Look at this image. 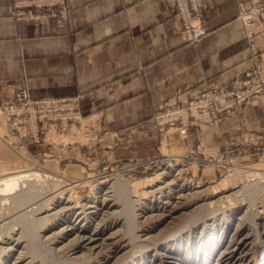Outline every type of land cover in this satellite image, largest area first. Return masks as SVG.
Here are the masks:
<instances>
[{
    "label": "crops",
    "instance_id": "0c3cea01",
    "mask_svg": "<svg viewBox=\"0 0 264 264\" xmlns=\"http://www.w3.org/2000/svg\"><path fill=\"white\" fill-rule=\"evenodd\" d=\"M206 2L210 31L191 44L175 31L172 0H68L62 25L16 21L11 0H0V101L19 89L33 99L80 95L83 112H101L103 128L115 133V140L103 138L113 146L103 152L108 161L150 157L158 106L242 77L253 66L251 43L264 68V12L250 39L238 19L241 5L264 0ZM170 139L171 156L200 149V157L216 158L228 146L262 147L264 103L253 100L218 126Z\"/></svg>",
    "mask_w": 264,
    "mask_h": 264
},
{
    "label": "rangeland",
    "instance_id": "374dc122",
    "mask_svg": "<svg viewBox=\"0 0 264 264\" xmlns=\"http://www.w3.org/2000/svg\"><path fill=\"white\" fill-rule=\"evenodd\" d=\"M11 2L13 6V16L16 21L38 22L49 19L54 21L57 25H62L67 21L68 0H65L67 9L66 18L63 21L49 17L47 8L39 10L27 7L16 9L14 1L11 0ZM260 5H264V3L255 6ZM242 7L244 8L245 6L241 5L239 12ZM19 11H30L33 17L23 16L22 19H18L17 13ZM263 12L264 11H262L261 14ZM37 14H41V17H37ZM261 14L251 23L249 27H246L241 22L238 14V19L246 30L247 37L249 39L251 38L250 29L255 21L261 16ZM42 15H44V17ZM172 15L176 19L175 31L180 33L188 43L195 44L201 38L205 37L210 31L209 29L208 32L197 41L190 42L186 39L185 34L182 31L177 30L180 21L178 17L175 16V14L172 13ZM202 20L207 24L205 20V14ZM249 49L252 53L253 66L246 73H250L251 71L259 68L264 75L263 65L253 43L249 44ZM245 74L242 77L235 79L225 87L205 89L198 95L187 99L184 103L170 101L158 106L152 116L154 129L150 131L151 133H154L155 136L153 143L155 153L143 160L130 159L122 161L117 159L113 162L108 161L109 158L103 153L105 150L109 151L112 149L113 146L106 145L103 138L108 136L113 137L115 140V133L103 128L102 122L104 115L101 112H83L80 95L61 98L33 99L29 96L27 89H19L15 92L12 98L0 101V173L2 175H12L23 172H35L40 175H52L58 179L61 185L73 187H71V189L75 190L73 192L74 198H77L76 200L79 202V204L85 201L97 202L98 200H101L105 197L103 196L105 192L111 191L108 194L113 195V199L108 198L109 201L107 202L109 204L115 202L119 212L122 210L121 207H126V213L134 212L135 214H133L136 215L139 214V208L142 205L146 207L154 205L160 201L166 193H163L162 198H159L158 194L155 198L151 197L152 194H148L146 198L139 202L136 200L137 197H130L131 199H126L123 191L120 190L121 188L116 183L123 182V180L127 178L140 180L147 177H152L160 171L161 167H170L173 163H177L179 164L177 168L182 169L179 175L181 177V182L187 185H199V190L203 192H201L200 195L219 192L220 190L225 189L222 196H227L228 199H224V205L236 208L241 197L239 191H241L243 184L240 181L238 183L237 180H235L233 183L232 177L236 175L238 176V179L245 181V183H254L255 180H251L252 175L258 172L264 173V146H243L235 148L228 146L216 158L200 157L198 154L200 149L185 153L180 156H171L170 152L168 150L163 151L162 147L165 143L167 149L169 141L171 140L170 137L173 135H177L180 138H185L192 128L200 129L201 127L205 126L220 125L225 119L229 118L232 114H235L240 109L248 106L253 100H259L264 103L263 93L262 96L256 94L255 97L251 98L247 103L244 102L242 104H236L234 107L216 115H214L211 111L207 112L202 109L198 111V115H196V113L193 111L194 108L191 106V104L192 102L196 101L200 95L208 91H221L229 89L234 83L244 79ZM20 93L25 94L26 99L23 98L22 100H18L17 95ZM27 100L29 102H27ZM8 106H11L10 108L13 110L11 115H9V112L5 110V108H9ZM72 131L75 136L78 135L76 136V141H65L63 138L70 135ZM50 134L54 135L56 138L53 139L49 137ZM126 134L128 135V133ZM78 152L81 154V158L77 156ZM228 179H230L229 183L223 186V182ZM151 187L146 188L145 190L151 191L153 188L155 189L154 186ZM145 190L143 189V191ZM206 190L207 192L209 191V193L205 192ZM262 192L259 194L257 199H253L252 206L254 207L256 213L257 211L261 212L264 216V190ZM200 195H196L194 197L189 195L188 198H186V202L184 201L183 203L185 208L187 207V210L185 209L181 210L180 212H176L170 216L169 219L167 218L166 220L162 221L160 218H151L147 221H144L143 223L139 221L135 222L133 219L131 222L132 226H130V230H132L130 231V234L132 232V236L136 237L141 234L143 237L148 236L150 241L152 240V243H149L150 241L141 242L139 245L137 243L135 248H130L128 246L124 250H116L114 247H109L104 249V251L102 250L98 254L92 255L90 262L83 263L103 264V262L106 260H112L118 256L121 257V259L119 258L117 264H133V262L134 264H164V262L157 260L154 256L159 255L160 251V254H162L165 253L166 250H169L168 248L166 250L163 248L165 245L166 235L168 236V233L173 230L174 235L170 238V240L178 241L179 238H182L184 234L187 233L186 231H190L192 233V231L194 232L196 226L199 225L198 227H201L203 217L199 220V222H193L190 220L194 219L198 214L197 212L200 210L198 209L199 206L196 207V205H199L200 203H197L195 206L193 204L195 201L200 199ZM120 196L123 198L121 199ZM189 211L193 214L189 213ZM258 219L252 216L246 220L247 222L253 220V222L256 224ZM169 220L172 222L167 224V222H170ZM188 221L191 222H189L190 224L186 225ZM121 228L119 225L113 230L120 229L123 231V228ZM133 231L135 233H133ZM227 232V234L230 233L229 230ZM198 234L199 233L197 231V235ZM219 235L223 236V233H219ZM224 235H226V233ZM143 237H140V239ZM223 240L225 239H222V237L219 238V241H215L214 246L219 247L220 242ZM153 244H157L156 247L159 249L156 251L152 249L154 247ZM200 244V240L199 242H197L196 239L190 240V247H188L187 255L185 254L183 258L186 264H193V262L194 264L214 263L215 254L218 247L213 250L214 253L213 251L202 252L203 248H201ZM38 252L41 253V255H45L43 259L35 256V259L37 257L36 261L38 263H40L41 260L46 262V256L49 254L47 256V258H49L51 253L54 254L53 250L50 252L38 250ZM155 253L158 254L155 255ZM195 255L197 259L194 261ZM205 255L209 257L208 262L204 261L206 260L204 257ZM50 257V262L51 260L55 262L56 258L55 260L53 259L57 256ZM3 258L4 256L0 255V264H4ZM57 260L62 262L64 257L59 259L58 256ZM49 264L54 263L51 262ZM56 264H58V262Z\"/></svg>",
    "mask_w": 264,
    "mask_h": 264
},
{
    "label": "bare ground",
    "instance_id": "6f19581e",
    "mask_svg": "<svg viewBox=\"0 0 264 264\" xmlns=\"http://www.w3.org/2000/svg\"><path fill=\"white\" fill-rule=\"evenodd\" d=\"M50 135L49 137L56 138L54 135ZM76 136L72 131L70 135L63 139L71 142L77 138ZM162 150H167L165 143ZM178 165L173 163L170 166L171 168L163 166L152 177L140 180L127 178L123 182L116 183L123 191L126 199L137 197L136 200L139 202L146 198L148 194H152L151 197L153 198L158 194V197L162 198L163 193H166L156 204L147 207L142 205L141 209L139 208V214L136 215H134V212V214L126 213V207H121L122 210L119 212L115 202L109 204L107 202L109 201L108 198L113 199V195L108 194L111 191L105 192L103 194L105 197L102 199L100 197L101 200L97 202L85 201L79 204L77 198H74L73 192L75 190L71 189L72 186L61 185L58 179L52 175H40L35 172L12 175H2L0 173V255L4 256V264H37V257L43 259L45 256L41 255L38 250L44 252L53 250L54 254L51 253L50 256H57L54 259L52 258L53 260L55 258L57 260L58 256L59 259L64 257L62 262L55 260L58 264H84L90 262L92 255L98 254L106 248L114 247L116 250H124L128 246L135 248L137 243L139 245L141 242L150 241L148 236L143 237L141 234L136 237L132 236V232L130 234L133 219L135 222L139 221L141 223L151 218H160L162 221L169 219L176 212L187 210L183 203L186 202L189 195L194 197L202 192L199 190V185H187L181 182L179 175L182 169L177 168ZM229 180H225L223 186L228 184ZM235 180L243 184L241 191H239L241 197L236 208L224 205V199H228L227 196H222L225 189L220 190L221 192L200 195V199L193 203L194 206L200 203L196 205V207L199 206L198 209L200 210L197 212L196 217L194 216L195 218L190 220L199 222L203 217L201 227L196 226L192 233L186 231L187 233L178 241L170 240L174 233L173 230H169L163 247L165 250L167 248L169 250L162 254H160V251L159 255L155 253L157 256L154 257L164 262V264H186L183 258L185 254L187 255L188 247L191 245H189L190 240L196 239L197 242L200 240V246L203 248L202 252H210L218 247H215L214 243L222 237L225 240L220 242L213 264H264V216L257 209L256 213L252 206L253 199H257L264 190V173L253 174L251 180H255L254 183H245V181L234 175L232 177L233 183ZM151 186H154L155 189L145 190ZM189 213L191 212L189 211ZM252 216L259 218L256 224L253 220L247 222L246 219ZM171 222H167V224ZM189 222L191 221H188L186 225L190 224ZM119 225L120 228H123V231L120 229L113 230ZM228 230L230 231L229 234H227ZM133 233L135 232L133 231ZM219 233H223V236ZM225 233L226 235H224ZM140 237L143 238L140 239ZM149 243H152V240ZM153 245L152 249L155 251L159 249L156 247L157 244ZM154 250L152 251L155 252ZM35 256H37L36 259ZM47 256L46 262L41 260L42 262L40 261L38 264H49L51 262L56 264L52 260L50 262L49 258L51 257L47 258ZM194 257L195 261L197 257L196 255ZM204 257L206 259L204 261L208 262L209 257L207 255ZM119 258L121 259L118 256L112 260L108 259L103 264H117Z\"/></svg>",
    "mask_w": 264,
    "mask_h": 264
},
{
    "label": "built area",
    "instance_id": "2783aa9c",
    "mask_svg": "<svg viewBox=\"0 0 264 264\" xmlns=\"http://www.w3.org/2000/svg\"><path fill=\"white\" fill-rule=\"evenodd\" d=\"M16 9L18 8H35L36 10L47 8L48 16L53 19L66 18L65 0H13ZM207 8L206 0H172L171 13L178 17L180 24L178 31H182L190 42H195L204 36L209 27L202 20ZM264 11V5L241 8L239 18L241 22L249 27L251 23ZM37 12V11H36ZM38 13V12H37ZM23 16L33 17L30 11H19L17 18L22 19ZM41 17V14H37ZM44 17V15H42ZM264 93V75L257 68L250 73L245 74V78L234 83L229 89L221 91H208L200 95L191 106L198 115L200 109L211 111L214 115L221 113L227 109L234 107L236 104L248 102L255 95L262 96ZM18 100L26 99V95L20 93L17 95ZM27 102H29L27 100ZM26 102V103H27ZM9 107V106H8ZM11 107V106H10ZM5 108L9 115L13 112L12 108ZM186 118V116H185Z\"/></svg>",
    "mask_w": 264,
    "mask_h": 264
}]
</instances>
